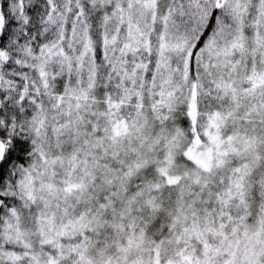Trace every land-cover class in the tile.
Segmentation results:
<instances>
[{
  "label": "snow or ice",
  "instance_id": "snow-or-ice-1",
  "mask_svg": "<svg viewBox=\"0 0 264 264\" xmlns=\"http://www.w3.org/2000/svg\"><path fill=\"white\" fill-rule=\"evenodd\" d=\"M0 264H264V0H0Z\"/></svg>",
  "mask_w": 264,
  "mask_h": 264
}]
</instances>
